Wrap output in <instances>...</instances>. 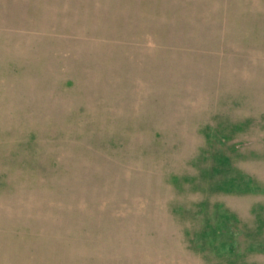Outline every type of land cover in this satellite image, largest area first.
Returning <instances> with one entry per match:
<instances>
[{"label": "rangeland", "instance_id": "1", "mask_svg": "<svg viewBox=\"0 0 264 264\" xmlns=\"http://www.w3.org/2000/svg\"><path fill=\"white\" fill-rule=\"evenodd\" d=\"M0 264H264V0H0Z\"/></svg>", "mask_w": 264, "mask_h": 264}]
</instances>
